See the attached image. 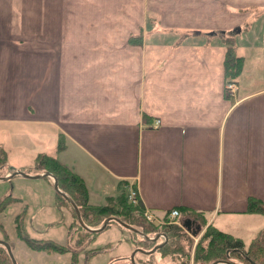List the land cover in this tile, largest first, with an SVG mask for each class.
Segmentation results:
<instances>
[{
    "label": "crops",
    "instance_id": "obj_1",
    "mask_svg": "<svg viewBox=\"0 0 264 264\" xmlns=\"http://www.w3.org/2000/svg\"><path fill=\"white\" fill-rule=\"evenodd\" d=\"M220 32L245 59L234 97ZM2 150L9 167L31 175L46 171L35 168L39 155L58 160L83 180L92 207L121 196L132 205L136 192L155 225L178 209L184 230L193 221L184 233L212 226L248 249L264 231V214L249 212L252 199L264 204V0H0ZM15 178L4 197L18 199L7 208L22 205L16 229L27 199H45L54 181ZM59 213L38 228H63L65 240L50 239L66 244L73 215ZM115 225L125 264L140 235ZM104 232L89 243L106 255L113 240L100 242ZM18 238L19 264H71L72 252L34 251Z\"/></svg>",
    "mask_w": 264,
    "mask_h": 264
},
{
    "label": "trees",
    "instance_id": "obj_2",
    "mask_svg": "<svg viewBox=\"0 0 264 264\" xmlns=\"http://www.w3.org/2000/svg\"><path fill=\"white\" fill-rule=\"evenodd\" d=\"M215 35L220 34L221 42L227 47L226 59H225V71H226V83H235L237 84L238 77L241 75L244 61L245 59L238 54V46L237 41L233 36H228L226 33H214ZM61 148V146H60ZM2 152V151H1ZM35 168L38 170L39 173L43 171H47L52 173L59 181L60 189L66 193L70 198H72L76 204L78 205L84 223L90 228H97L105 221L106 218L110 216H115L117 218L122 219L127 224L138 228L144 234L151 237L152 234H166L169 241L168 243L160 250H158L155 254H161V257L165 258L173 253H178L180 250L182 251V247L184 246L179 239L182 238V231L183 228L174 223H169L167 221L166 225L157 226L152 224L146 220L144 217V209L143 206L139 203L138 205H131L127 204L126 197H120L115 200V202L110 201V203L106 206L102 207H92L88 204V191L83 182V180L78 177L77 175L70 173L71 175L65 176L64 174L69 171V169L61 164L58 160L45 155L41 154L36 158L35 161ZM45 171V172H46ZM10 167L8 165V160L6 158V154L2 152L0 155V177L6 176L10 173ZM31 174L30 172H28ZM18 199L8 195L0 200V213L4 212L7 207L12 203L17 201ZM56 203L57 206L68 207L70 208L73 206L71 203L66 200L62 195H56ZM71 208V209H72ZM74 210V208H73ZM249 212L251 213H261L264 214V204L261 201L252 199L250 201ZM182 215V212H180ZM184 213V212H183ZM143 214V216H142ZM25 212L20 213L15 218L16 223V232L18 237L24 241L28 247L34 251L38 252H46V253H68L72 252V261L71 264H78V254L75 251L70 249V245L65 246L63 244L57 243L53 240H43V239H36L28 235L23 228ZM142 219L145 224H148L146 228H144L141 224L135 223L136 217ZM183 216V215H182ZM77 218V215H76ZM78 221V219H77ZM115 224H118L115 221H112ZM111 222V223H112ZM111 223L107 226L109 228ZM78 226L83 228L79 222L77 223ZM121 226L120 224H118ZM73 224L68 228V237L70 240L71 231ZM122 227V226H121ZM106 228V229H107ZM124 228V227H123ZM171 228V229H169ZM84 229V228H83ZM0 231L7 237L6 231L2 225H0ZM87 235H91L90 242H93L96 239V236L99 233H93L85 230ZM133 233V232H132ZM135 234V233H134ZM178 240L176 241V239ZM176 241V243H175ZM201 241V242H200ZM194 254V264H212L217 260H226L230 261L233 264H264V231H262L251 243L248 249H245V244L241 239L234 238L229 234H225L218 229L209 226L206 231L203 233ZM139 243L138 246H144L146 244H151L154 246V242L146 241L143 237L137 241ZM207 243L205 246L204 244ZM6 248L0 246V253H2ZM105 250L103 247L95 248L92 251H89L90 255H88V261L91 260L93 257L97 256L99 253ZM151 250V249H150ZM7 252V250H6ZM8 254V252H7ZM149 255L145 262H141L144 264H150L151 260L150 257L154 256ZM9 255V254H8ZM241 261L242 263H235L232 261L233 258ZM154 258V257H153ZM138 260L142 261L140 258ZM154 261V260H152ZM186 263V262H184ZM0 264H13L7 262H1ZM190 264V263H186Z\"/></svg>",
    "mask_w": 264,
    "mask_h": 264
},
{
    "label": "rangeland",
    "instance_id": "obj_3",
    "mask_svg": "<svg viewBox=\"0 0 264 264\" xmlns=\"http://www.w3.org/2000/svg\"><path fill=\"white\" fill-rule=\"evenodd\" d=\"M44 149L46 148L48 150V147L45 145L43 147ZM44 149H42V151H44ZM6 154V158H8V154L7 152L3 151ZM2 152L0 151V155H2ZM25 160H28V158H26ZM13 163V162H12ZM30 165L33 163V161L29 160ZM13 164H17V162L14 161ZM28 165V166H30ZM21 168H25V167H21ZM68 168V167H67ZM69 169V168H68ZM70 173H73L70 169L69 171H67L64 175L65 176H69L71 175ZM74 174V173H73ZM31 181L30 183H42V182H38L39 180H26L27 178L23 177V176H17V178H15V180L13 181ZM12 181V180H11ZM10 180L8 181H0V198L3 199V197L9 193L13 192V188H12V184L15 182H11ZM36 190H34L35 192H39V187L36 186ZM21 191L19 190V187L17 189L18 194H23L28 196L25 191L27 190L26 187H21ZM45 199L40 198L39 202H33L30 199H27L29 203V206L27 207V212H25V216H24V222H23V228L25 230L26 233L30 234L31 236H33L34 238H40V239H50L52 238L51 236H53L54 238H57L58 240H65V235L62 237V234H59V231H63V228H59L58 226H56L55 228H53L52 230H49L46 228H42L44 226H46L47 222H49L50 220H54L56 218H59V216H61V214L59 213V207L57 206L56 203V191L54 188H44V194ZM50 198L51 200V205L48 204V199ZM53 198H54V203H53ZM22 205H16V206H10L9 208H7L6 212L3 215V218H0V224H4L5 226V230L7 231V233L9 234V236L7 235V237H3V233L0 231V239H3L8 241L11 245L13 254L15 256V259L17 261V263L19 264L20 261L17 258V255L15 254V248H16V241H17V234H16V229H15V224H14V215L16 213L17 210H19V208ZM72 208V207H71ZM69 206V209L72 213V217H73V226L71 231H73L71 233V238L69 240V237L67 239V243L63 244L65 246L70 245V249L75 251L76 254H78V257L84 253L85 258H84V262L81 263L80 259L78 260V264H117V262H119V258L125 257L126 256V252H127V248L126 246H124L125 244L122 242H119L118 239L120 238V236L117 234V230H115L116 225L114 222H112L111 226L107 229L104 230V236H101V240L100 242L104 241L108 236L109 238L111 237V239L113 240L111 244V251L108 254H100L97 255L95 257H93L90 261H88V255H90L89 251L94 250L96 244L91 245L90 246V239H91V235H87L84 231L83 228H81L80 226L77 225L78 221L76 218V213L75 210H73V208L71 209ZM136 217V221L135 223L138 222V224H141L144 228H146L147 226H149L148 224H145L144 221H142V219H140L139 217ZM103 224V223H102ZM168 224V223H166ZM165 224V225H166ZM42 226L41 228H38V226ZM175 225V224H174ZM102 225H100L99 227H101ZM97 227V228H99ZM120 228V227H119ZM121 229V228H120ZM171 229V228H169ZM123 231H126L124 229H122ZM107 231H110L107 233ZM187 232L186 230L183 229L182 231V238L179 239V241L184 245L182 247V251L180 250L178 253H173L167 257H165L167 260H173L177 263H160L161 260H165V258L161 257V254H155L154 256L150 257L151 263L150 264H186V263H190V264H194V254L196 251V247L201 239V237L203 236V233L194 238L192 236H190L188 233H184ZM102 233V232H101ZM127 233V232H126ZM160 233H162V231H160ZM49 235V238H47V236ZM107 235V236H105ZM127 235L132 236L130 233ZM157 234L153 235L151 237H155ZM68 236V235H67ZM19 239V238H18ZM136 241H139V239H141L140 236H135ZM52 240V239H50ZM178 240V238L176 239V241ZM55 241V240H54ZM175 241V243H176ZM57 242V241H56ZM201 242V241H200ZM59 243V242H58ZM151 243V242H150ZM61 244V243H60ZM89 244V246H88ZM102 243H99V246ZM137 245H139V243H137ZM205 246L207 245V243L204 244ZM105 246V245H104ZM141 248L145 249V250H150L153 249L154 246H152L151 244H146L144 246H141ZM105 249V248H104ZM4 251L2 253H0V263L3 262H7V263H12L9 255L7 254L6 250L3 249ZM104 252V250L102 251ZM122 253H124V255H122ZM130 256H128V258L126 259V263L127 264H132L130 262ZM154 257V258H153ZM138 258H140L142 261L138 260ZM233 258V257H232ZM136 261H138V264H144L141 262H145L146 259L148 258V255H143V254H138L136 256ZM232 261H234L235 263H242L241 261L237 260L236 258H233ZM44 261L42 259H35L33 260L31 263H43ZM50 262L52 263V261L46 260L45 263ZM57 262V261H56ZM186 262V263H184ZM125 263V264H126ZM120 264V263H119ZM148 264V263H147Z\"/></svg>",
    "mask_w": 264,
    "mask_h": 264
},
{
    "label": "water",
    "instance_id": "obj_4",
    "mask_svg": "<svg viewBox=\"0 0 264 264\" xmlns=\"http://www.w3.org/2000/svg\"><path fill=\"white\" fill-rule=\"evenodd\" d=\"M10 170L11 172L6 175V176H1L0 177V181H5V180H8L10 178H13L15 176H23L25 178H30V179H41L43 177H50L51 179H53L54 181V189L55 191L62 195L66 200H68L71 205L73 206L74 210H75V213L77 215V219H78V222L79 224L87 231L89 232H93V233H101L103 232L104 230H106L107 226L109 225L110 222L112 221H115L117 222L118 224H120L122 227H124L125 229L129 230V231H132L138 235H140L141 237H143L146 241H149V242H156L158 241L160 238H164L165 241L161 244H158L156 245L153 249L151 250H145L143 248H137L136 250L133 251V253L131 254L130 256V262L132 264H138L137 261H136V255L138 253H141V254H144V255H153L155 254L158 250L162 249L168 242V237L166 234H157L155 237H149L147 236L146 234H144L141 230H139L138 228H135L129 224H127L126 222L122 221L120 218H117L115 216H110L108 217L107 219H105V221L103 222L102 226L99 227V228H90L88 227L85 223H84V220L82 218V214H81V211L78 207V205L76 204V202L70 198L66 193H64L60 187H59V181L58 179L50 172H44L42 174H38V175H31V174H28L26 172H23V171H20V170H17L15 169L14 167H10ZM190 222H193L191 219H187L186 221H184V223L182 224V226L184 228L187 229V231H190L189 228H190ZM194 235H197V234H194ZM0 246H3L6 248L8 254H9V257L12 261L13 264H18L16 259H15V256L13 254V251H12V248H11V245L8 241L6 240H0ZM212 264H233L231 263L230 261H226V260H217L215 262H213Z\"/></svg>",
    "mask_w": 264,
    "mask_h": 264
},
{
    "label": "built area",
    "instance_id": "obj_5",
    "mask_svg": "<svg viewBox=\"0 0 264 264\" xmlns=\"http://www.w3.org/2000/svg\"><path fill=\"white\" fill-rule=\"evenodd\" d=\"M226 90L230 97H234L237 94V85L235 83L227 84ZM128 197L130 202L133 203V205H137L138 200H137L136 192L131 193V195ZM144 215L148 220V222L152 224L156 223V217H154L153 214L149 213L148 211H145ZM180 217H181L180 211L178 209H173L168 214L167 220L169 221V223L177 224V221L179 220Z\"/></svg>",
    "mask_w": 264,
    "mask_h": 264
},
{
    "label": "bare ground",
    "instance_id": "obj_6",
    "mask_svg": "<svg viewBox=\"0 0 264 264\" xmlns=\"http://www.w3.org/2000/svg\"><path fill=\"white\" fill-rule=\"evenodd\" d=\"M138 205V204H137ZM144 217H145V215H144ZM146 218V217H145ZM147 220V219H146ZM148 221V220H147Z\"/></svg>",
    "mask_w": 264,
    "mask_h": 264
}]
</instances>
